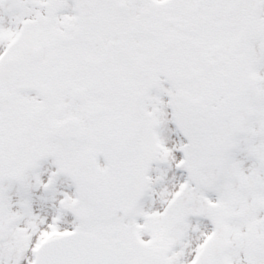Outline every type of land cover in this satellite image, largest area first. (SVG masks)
<instances>
[{
    "label": "snow or ice",
    "instance_id": "6c2138e0",
    "mask_svg": "<svg viewBox=\"0 0 264 264\" xmlns=\"http://www.w3.org/2000/svg\"><path fill=\"white\" fill-rule=\"evenodd\" d=\"M0 264H264V0H0Z\"/></svg>",
    "mask_w": 264,
    "mask_h": 264
}]
</instances>
